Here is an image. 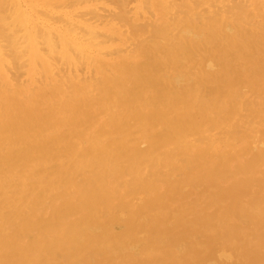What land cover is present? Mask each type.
Masks as SVG:
<instances>
[{
  "label": "rangeland",
  "instance_id": "obj_1",
  "mask_svg": "<svg viewBox=\"0 0 264 264\" xmlns=\"http://www.w3.org/2000/svg\"><path fill=\"white\" fill-rule=\"evenodd\" d=\"M5 1L10 4L9 0H5ZM30 1L32 4L29 3V0L28 1L11 0V4L13 3L14 7H11V4L9 5L6 2H5L6 5H9V6H6L7 8L2 7L5 9L9 8L7 10L9 11L8 12L9 15L8 13H7L8 16H6V14H2L4 18L7 17L8 19L6 18L5 20L6 23L4 22V25H2L3 24L2 23L1 26L3 27V29L5 28L4 31H8V32L11 31L13 34L17 32V29L19 27H16L13 25L14 29H12L11 27L12 25L10 26L9 22L12 24L14 21L12 20V18L10 19V17H12L10 16L11 15L10 9L14 8L12 11H14L15 9L16 11L19 9L22 10V11L19 10L20 12L15 11L14 14L12 12V14L14 15L13 19H16L19 24L21 23L19 21H23V23H25L26 25L23 24L25 26L22 27L20 25V27L23 28L24 31H26L27 33L22 32L23 34L22 33H20L21 35L18 34L19 35L18 37L14 35L16 36L14 37V42L15 41L16 42L15 43L13 42V43L18 44L17 42L21 39V36L24 37L19 41L21 44L25 42L24 39H28V40L30 39L31 42L29 41V43L28 42L23 43L21 46H19L20 45L19 43L18 46L15 45L17 47L16 49L13 47L15 50L18 49L17 51L19 54H21V52L23 55L25 52L27 53V54L25 53L26 54L25 57H22L23 55L20 56L21 58H25L24 60L21 59L22 61L19 60L21 61L19 62L17 61L18 59L14 58L13 60L8 61L11 58V57L9 58V56H13V54L16 52V51L10 52L11 50L10 48H12V46L14 45L13 43L10 44L11 40L9 38L12 37L11 39L13 41V36H9L6 33L4 37V34H3L4 31L2 32L3 29H1L2 27L0 26V30H1L0 34L2 32L3 34L2 37H4L3 38L4 41L5 39H7V36H8L7 40H9L10 43L9 41L7 40L6 41L9 43L11 47L7 44V46L10 47V48L9 47L7 48L8 50L10 49L9 50L10 53H13L11 55L9 52H7L8 50L6 47H5L6 50L5 48L1 47L2 45L6 46V44L2 42V37H1V41H0L1 42L0 43V50H1L0 51V103L1 102L2 103L0 104V111H1L0 115H4L5 117H8L9 115H11L12 123L9 126L15 127V126L21 125L23 122L27 123L26 118L28 115L27 114L24 115V113H28L29 112L28 110L34 109V110L43 111L44 113H53V114H56L60 120L63 121L68 116L75 115L76 112L78 111L81 112L83 109H85L83 110L85 113L91 110L90 112L92 115V121L89 123L86 122V124L84 125V128H86V130L82 133L84 135L81 134L79 136V139L77 137V139L71 140L76 145L75 149L72 150L73 153L72 151H65L64 153L47 152V154L40 155L39 152H37L36 155L39 154L40 160H36L34 164L28 169L25 175L21 173L16 163H14V165L11 166L10 163L12 162V160L7 159V155H9V152H10L8 150V147L7 149H5L6 151L4 150L0 152V154L3 155L2 156L3 163H4L3 165L6 164V165L11 166L7 171L8 173L5 172L4 174L3 172L0 171V177H1L0 181L2 183V187H0V199H1L0 200V214L1 213L3 214V217L0 216V236H2L0 237L1 238L0 239V260H2L3 262H0V263L1 264H32V263L34 264H111L110 262H112V264H119V263L120 264H149L151 262L152 264H157L156 262H159L158 264H182V263L184 264L189 260L190 262L188 261L186 264H256V263L264 264V162H263L264 161V139H263L264 138V134H263L264 133V34H263L264 33V30H263L264 29V0H249V2L248 0H242L244 3L241 0H237V1L235 0L236 3H232V4L237 5L239 3L237 6L240 9L244 10L246 8V7L242 8L241 2L244 5H247V8H246L247 13L244 14L242 12L243 14L241 16L239 15L242 10L240 11L239 8H236V5L235 6L231 5L230 3L231 0L229 1L228 0L227 1L225 0H218V1L217 0H212V1L198 0L197 3H196V0H181V1L177 0L178 2L175 0L174 5L177 4L176 8L175 6H173V3H174L173 0L156 1L157 6L154 5V7H152L151 0H132V1L129 0L130 6L128 5V7L126 8V11L128 12L131 11V12L130 14L127 12L128 14L126 16L129 15V17L128 18L126 17V18L127 19L132 18L131 19L133 21L132 23L135 24V26L142 28L141 26L145 27L147 23L148 28H149V25L152 26V28L159 27L163 29L165 27L163 30H165L166 33L168 31V36L172 37L171 38L168 36L167 37L163 36L164 38L157 39L152 36L154 40L151 39L150 34L145 35L143 33L141 35L140 33L138 34V36H140L138 37V39H136L137 37L134 38L135 37L134 35L136 34L133 33L134 31H132L133 29H131L130 25H126V24H124V26L118 25L119 22L117 23V21L115 22L112 21V23L110 22L113 26H111V24H107V23L105 24V22L104 24L100 25L101 22H99L98 24V22L94 23L96 22L95 19L94 21L92 20L91 17H90L91 19H89V15H90V14L88 15L89 11L92 12L95 10L99 11L100 9H103L104 10L103 13H105L106 10H108L109 12L110 11L115 12L118 8H115L116 6L112 4L111 5L107 4L108 6L105 9L106 5H103V4L101 5V3L91 0L93 1V3L91 1H88L87 3L84 2L83 3L84 6H83L81 2L82 5L79 3V5H81L79 7L78 3L76 4L77 6L73 5L74 3L72 4L71 1H74V0H68V2H71V4L67 3V1L62 0L63 2L61 1L62 2L60 3L61 5L56 4L57 8L58 6H61V7H59L58 9L57 8L55 9L54 5L56 1L55 2L53 1V3H49V4H48L49 0H40V2L39 0H34V2L33 0H30ZM145 1H148V3ZM235 1H232V2H235ZM64 2H66L65 4L67 5L69 4V6L71 5L72 8H70V10H69V6L68 8L67 7L64 8V6H66ZM179 2L182 5L181 7L179 6L180 5ZM63 4L64 6H62ZM198 4L200 6L199 8H198ZM254 4H255V7H252V5L254 6ZM144 5L145 6L148 5L149 6L148 9L149 8L150 9L149 10L146 9ZM192 5L195 8L197 6L198 11L195 8H192L193 7ZM202 5H203V8H202ZM230 6H232V9L234 8V10L237 9V11L238 10L240 11L239 13L236 12L238 14L236 16L240 17V18L239 17L237 18L239 22L235 21L236 13L232 14L233 16H231V13H234L235 11L234 10L231 11L232 9L230 8ZM49 7H51L52 10H50L51 8ZM144 8L149 12L148 13L145 12L146 10H144ZM178 8H179V11H178ZM227 8L231 10L229 11ZM5 9L3 10L5 11ZM64 9L68 13H66ZM222 9H225V10H222ZM226 9L228 11V14H227ZM176 10H177V13H176ZM251 10H253V12ZM204 11L205 12L207 11V12L205 13ZM221 11H222V14H221ZM40 12L42 13V15L44 13L49 18L48 17L45 18L46 17L45 15H43L44 18L43 17L41 18ZM99 12H101V10ZM192 12L194 13L191 14ZM183 13L184 15H182ZM188 13L190 15H187ZM216 13H218L217 14L218 16L216 17V19H214ZM225 13H226V17H228L229 20H225L226 18ZM83 14H87V16L82 17L83 18L82 20L80 15H83ZM18 15H21V17ZM150 15L153 19L150 17ZM220 16L221 17L224 16V18H221ZM18 17H20V19H17ZM233 17H235L234 18L235 20L233 19ZM52 18L53 19L57 18L60 21L62 20L63 23L64 21L67 23H64L62 25L61 24L62 22L59 24L57 23V21H54L55 19L52 20ZM76 18H79V19H76ZM182 18L184 19L187 18V20L189 21H185ZM9 19L10 21H8L7 23V20ZM49 19L52 21H50ZM209 19H211L213 22L211 23ZM220 19L222 20V22ZM44 20H46L47 22L46 21L44 22ZM233 20L235 21V25H233L234 23ZM83 21L85 22L83 23ZM225 21H227V23H225ZM215 22L216 23L218 22V23L216 24ZM205 23L207 24L205 25ZM224 23L227 25V27H225L226 25H224ZM6 24H8L10 26L9 28L11 29H7L8 25ZM91 24L93 27L91 26ZM243 24H246V25H243ZM37 25L39 27H37ZM70 25L73 26V29L76 27V28L81 29V31L77 29L76 32H73L71 34L68 33V32H72L70 31V29L69 30L67 29L69 28ZM187 25L191 26V32H189L190 36L185 35L184 33L183 34L180 33V28L182 32L185 29L184 27ZM15 27H16V30H15ZM89 27H90V30H89ZM21 28L20 30L18 29V32L22 30ZM43 28H46V29L44 30ZM204 28L207 30L209 29V30L206 31ZM257 28L259 30H255ZM39 29L41 30V32H37V30ZM47 29H50V30H47ZM129 29L131 30V32L129 31ZM223 29H225L224 30L225 32L223 31ZM82 30H84V32L86 31L85 32L86 35L84 34ZM216 30H220V31H216ZM178 31L180 34L179 33L177 34ZM258 31H262V33L260 34ZM88 32L90 33L87 34ZM230 32H232V34ZM38 33H40L41 35L40 38L39 37L37 38ZM44 33L47 38L44 36ZM59 33L60 34L62 33V34L60 35ZM91 33H94L92 34V36L97 35L98 33V36H97L98 39L96 38V36L91 37L90 36ZM225 33H227V35ZM116 34L118 36H116ZM131 34L134 40L133 38L130 37ZM175 34L179 35V37ZM10 35L12 34L10 33ZM84 35L87 36L88 38L87 37L85 38ZM174 35L177 36L178 38L176 37L175 39ZM233 35H234V38H233ZM99 37L103 39H99ZM149 37L150 39H148ZM184 37H186V39ZM15 38L16 39L18 38V39L16 40ZM59 38L62 40H60ZM78 38H80L81 40L79 39L80 40L79 41ZM91 38H93V40ZM104 38H107V39L105 40ZM109 38L110 40L112 39L111 42ZM225 38L226 40H224ZM36 39L37 41H35ZM44 39H46L47 43L46 42L45 43L47 45L48 44H51V45H48V47L47 45H44V49H42L43 47L38 44L42 43L41 45H43L44 42L42 41H45ZM51 39L53 40L51 41ZM54 40L57 41L59 45V50H58V47L55 50L54 45L56 46L58 45L56 44ZM187 40L189 42L188 45H187L188 43ZM104 41H106V43ZM112 41H114V43L116 41L118 42L114 44L112 43ZM137 41H138V44H137ZM102 42L103 44H106L107 46L101 45ZM142 42L144 43V48L148 47L146 51L143 50V48L141 49L140 47L142 45V44L140 45V43ZM191 42L195 44L194 46L196 48V51L193 49L194 46L193 44H191ZM196 42L198 43V45H196ZM237 42L238 43L240 42V44H238ZM99 43L101 44L99 45ZM202 44L204 45L203 47H201ZM220 44H223V45H220ZM235 44H238V45H235ZM234 45L236 47H238L239 45H242V46H239L238 48H236L234 47ZM132 46L137 47V48H134ZM228 46L230 48H228ZM164 47L167 49H164ZM254 47H257L258 50L257 48H254ZM153 48L159 49V51L157 52L158 56L155 55L153 52H151ZM171 48H175V49H172L173 53L170 54L172 57L173 55H175V57H173L172 62H170V60H168L166 56L168 51ZM233 48H236V49H233ZM70 49L76 50L75 54H73L74 51L72 53V50ZM223 49H225L227 52L224 51ZM41 50H44V51L46 50V52L48 53V57L50 56L52 57V58L50 57V61L46 57L47 54L45 55V52L43 53ZM52 50L54 51L58 50V52H60V53L57 52L58 53V55H56L57 57L54 56V51ZM237 50H238V53H237ZM2 51L4 53V56H3ZM23 51L25 52L23 53ZM117 51L118 52L120 51L122 53L119 52L120 55L118 56L119 53ZM123 51H125V54L123 53ZM142 51L144 52V54L143 53L139 54V52H142ZM208 51L210 52V54L208 53ZM129 52L133 53V55L129 54ZM18 53H15V56L13 57L18 58L19 56ZM107 53H109L110 57L112 56V54L113 56L109 58L107 57ZM114 53H115V57H114ZM16 54H18V56H16ZM43 54L45 58L43 57ZM259 54L260 56L258 57ZM73 55L74 56L79 55V57L76 56L74 58ZM5 56L8 57L9 59L6 58ZM216 56L217 58H213ZM53 57L60 59L62 66L64 64V67L61 66L60 62H59L60 64L57 63L58 59H56L55 61L53 60V62L57 63L62 68L58 67L57 64L52 63L51 59H53ZM70 57H73V58H70ZM37 58L39 59L40 63L38 62ZM75 59L77 60L80 59V63H79L80 65H78V61ZM83 59H84V62H82ZM154 59L160 60V61L158 60V64L154 65L153 63ZM257 59L258 60L260 59L259 63ZM12 61H14V63ZM15 62L16 63L18 62V64H16ZM23 62H26V64ZM36 62H38L37 65H40L39 69H38V66L36 65ZM65 62L67 64L68 63L70 64V65L68 64L69 66L66 65L67 69L65 67ZM101 62L104 65L101 64ZM166 62H167L168 67L165 65ZM204 62L207 63L206 64L207 67ZM119 63H121V66ZM12 64H16L20 66L24 64L23 66H21V70L19 69L21 73L18 72L19 71L18 69H17L18 71L14 69L17 66L15 65L13 68ZM130 64L138 65V67L140 68L139 69L140 73H138L137 78L141 76L143 79L142 82H145V83H143V85H140V86H135V85L131 86V82L129 84L124 85L123 90L121 91L123 92V94L121 93L119 95V98H120V100L118 99L119 101L117 102L115 101L112 105L110 104L108 107L102 106V105L94 106V103L92 104V101H91L92 105L91 104L89 105L87 103L88 101H84V100L78 101L77 98H74L73 101L71 102V96L73 94L72 88L74 87L73 85L81 86L82 84L80 83V81H82L84 85L96 84V83H99L100 80H102L105 77H109L111 79L124 78V75L117 74V73L121 71L122 72L125 71L126 68L130 66ZM82 65L83 67H81ZM95 65L98 66V68H99V65H101L102 68L100 67L101 69L100 68L98 69ZM212 65L214 66V68ZM33 67H35V69ZM205 67L207 69H211V71L207 70ZM18 68L20 67L18 66ZM166 68L168 71H166ZM201 68H203V71L205 72H202ZM7 69L11 70L12 72L9 71L7 73ZM62 69L64 71L62 73L63 75L65 74L64 75L65 77H63V75L60 72L62 71ZM81 69H83V71H81ZM187 69H190V71ZM33 70L35 72H33ZM143 70H146V71L142 73ZM15 71L20 73L19 77L17 76L18 74ZM14 72L16 73V75ZM10 73H13L14 75ZM41 74L43 76H41ZM58 74H60V76ZM72 74L74 76H72ZM132 74H135V73H132ZM54 75H56V79H57V76L59 78L61 77L60 78L61 80H59V78L56 80ZM207 76H209L210 79L209 77L207 78ZM16 78L17 80H20L19 81L20 84L18 82V85L16 84L17 83V80H15ZM92 79L94 80L92 81ZM164 80L167 83L164 82ZM223 80H225V82ZM60 81L61 83L59 84L58 82ZM66 82H69V84H67ZM171 82L174 83V85ZM16 85L17 87H14ZM19 85H22V86L20 87ZM166 86L168 89H166ZM2 87H4L3 89H5L4 92L2 91L3 90ZM58 87L60 89L62 87L63 90H65V94L63 95V97L60 96L58 99L52 100L51 102H48L46 105H42V107H39L38 104L33 100L36 96H38L42 92H53ZM70 87H71V90H67V89H70ZM128 87L129 89H127ZM173 87L176 89H174ZM18 89L20 91H18ZM7 90L12 91V93L8 92ZM21 90H24V91H21ZM30 91H32L33 93ZM154 92H156L155 93L156 95L154 94ZM2 93L6 95L8 98H6V96L4 97ZM195 96L199 97L200 99L202 96L201 102L202 101L203 102L202 103L196 102L195 104L193 100L188 99L187 101H183L184 100L183 97L194 98ZM93 97H96V95L94 94ZM167 97H168V100H167ZM134 99L136 102H133ZM5 100L12 101L13 108H10L9 106L4 105ZM147 100H150L151 104L148 105L144 103V101H147ZM156 101L158 102V104L152 105V103H155ZM166 101H169V102H167V105L165 106ZM131 102H133V104ZM137 102H140V103H137ZM182 102H184L183 105H181ZM193 103L195 104V106ZM92 106H94V108ZM23 108H26V109L24 110ZM43 108H45V110ZM11 109L13 110L11 111ZM159 109L161 110V112H159L160 111ZM125 111L126 113H124ZM15 113L17 115H20V113L24 115L23 117L24 121L14 120L15 117L13 116H15ZM97 113H99V115ZM154 113L159 115V117L161 118V119L160 118L157 119L158 123L149 122V121L142 122V120H140L142 115L146 116V115H150ZM167 113L169 117L167 116ZM94 114H95V117H94ZM241 116H244V117H241ZM162 119L163 121H161ZM98 120H100V123L98 122ZM95 121L97 122L95 123ZM133 121L135 122V124ZM245 121L247 125L244 124ZM156 123L158 126L156 125ZM195 123H197V126L195 127V130H194L193 127L196 125ZM154 124L156 125V127L154 126ZM132 125L134 127H132ZM223 125H226V126L223 127ZM238 125H239V129L241 128L240 126L243 125V127L241 128L242 130L240 131L238 130V127H237ZM125 126L128 128H126ZM159 126H160V129H159ZM248 126H250V129ZM233 127H235L236 129L234 130L235 132H232L231 130V129H234ZM115 128L117 129L115 130ZM118 128L125 129V131L127 132L119 133ZM89 129L91 130L89 131ZM190 129H193V130L191 131ZM151 130L155 132H152ZM182 130L183 132H181ZM223 131H224V136H223ZM58 132L60 135H63L65 131L62 129H59V131H55L53 134L57 135L56 133ZM95 132L98 134L97 136ZM239 132L241 133L239 134ZM220 133L222 134V136ZM232 133L233 135H230ZM235 133H238L239 136ZM46 134L48 137L53 136L52 133H46ZM190 134H191V137L189 136ZM219 134H220V137H218ZM226 134H228L230 136L229 138H231L232 140L231 139L229 140L228 137H226L227 136ZM234 134L236 135L235 137H234ZM104 136L106 138H104ZM166 136L168 138L170 137L173 139L172 140L173 145L176 143L177 145H174V146L170 145L169 143L171 140H168ZM197 140L199 141L198 144L196 143L198 142ZM202 140H208V141L202 142ZM227 140H229L230 142ZM41 141L43 142V140ZM93 142H95V144H93ZM44 144L51 145V143L48 141H46ZM104 145L105 146L107 145L106 148L104 147ZM114 145H116L117 147H115ZM98 146L99 148H97ZM208 146H212V147L210 148ZM102 147H104V149ZM206 147L208 149H206ZM158 148L161 150H159ZM145 149L147 152L145 151ZM176 149L178 150V152L176 151ZM103 150L104 151L110 150V151L104 152ZM202 150L203 152H201ZM168 151H169V154H168ZM63 154L66 156H63ZM116 154H118V156ZM128 154L131 156H129ZM119 155L122 158H120ZM206 156L208 157V159ZM44 157H48L49 160H55L56 162L53 161L54 163L50 165L49 164L46 165L43 161ZM96 157L98 158L96 159ZM110 158L112 160H110ZM113 158H115V161ZM100 160H103L105 163L106 162L107 163L105 164L103 162V164H100L99 163ZM183 160H186V163L183 162ZM155 161L157 162V165ZM198 161L199 163L197 164L196 162ZM262 163L263 165H261ZM153 165H155L154 168H153ZM94 167L96 168L94 169ZM150 167H152L153 170H151ZM109 168H111L110 172L108 171ZM131 168H133V170ZM173 169H176V173L170 172ZM114 171L115 172L118 171V172L115 173ZM149 171L151 172L150 176L148 175ZM104 173L105 175L106 173L108 175L105 176ZM129 174L131 176H129ZM166 174L168 175L166 176ZM151 175H155L156 178L154 177L151 178ZM163 176H166V177H163ZM104 177H105V180H104ZM160 177L161 178L163 177V179H161ZM143 179L144 180L146 179L147 181L144 182ZM130 181H133V184H131ZM249 181H250V184L245 185V183ZM128 182L130 183V185H128ZM127 186L128 188H130L131 191L127 189ZM182 186L183 187L185 186V188L182 189L181 188ZM45 187H46V190L44 189ZM134 188L135 190H133ZM175 188H176V194H175ZM3 189L8 190V194L10 195L11 198L13 199L16 198L19 200V202H21V204L23 202L25 205L24 204H22V206L20 205L21 209L19 211L18 210L13 211L11 209H8L7 199L4 197L3 192H2ZM139 189L142 191V193L141 191L137 192V190ZM179 189L182 191L178 192ZM171 192L173 194H171ZM87 193L88 195H86ZM129 193L131 194L129 195ZM140 195L142 197L141 200H140ZM78 196H80L81 198ZM124 196H126L125 199H124ZM70 198L72 200H70ZM161 199L163 200L160 201ZM68 200L70 201L67 202ZM117 200L119 201V203ZM257 200H259L257 203H261V204H257L254 208H252ZM63 201L66 202L67 204L64 203ZM121 203L125 206H123ZM161 204H164V205L161 206ZM119 206H122V207H119ZM156 206L159 207V208L158 207L156 208L157 211L154 208ZM237 207L239 208L238 210H237ZM40 209L42 210L40 211ZM151 209H153L152 212L155 211L153 213L151 212L152 215H154V216L151 215L152 218L148 216L149 212L146 213L147 211H150ZM228 213L229 214L231 213L230 216ZM84 217H87V218L85 219ZM214 217L217 220H215ZM80 218L81 219L83 218V219L81 220ZM136 218L137 219L139 218V219L136 220ZM212 220H215V221L212 222ZM70 222H73V223H70ZM131 223L134 224L133 227L131 226ZM8 225L10 227H8ZM65 225H67V227ZM70 228L71 230H69ZM141 228H144V233ZM5 229L6 231H4ZM131 230L133 231L131 232ZM140 230L142 233L140 232ZM233 231H235L236 233L234 232L235 233L234 234ZM68 232L70 233V237H68L69 239L68 242H70L69 244L67 245L55 244V242L60 243V240L63 239L64 235L66 236ZM79 232H81L82 235H80ZM124 232L126 234V237L125 238L123 237L124 238L123 239L121 236L125 235ZM133 232H135L134 235L136 236L135 237L132 236L133 240H130L128 236H130ZM22 235H24L25 237H23ZM119 236L122 238L121 244L119 241L120 240ZM115 238H117V240ZM126 238L130 241L128 242ZM135 239H136V244H134ZM72 240L73 242H75L74 244L71 243ZM122 240L123 241L126 240L125 243ZM94 242H97V244L95 245ZM122 243H124V245L126 244L128 247L126 245H125L126 247H124ZM104 244L106 246H104ZM54 245L56 246L54 247ZM88 245H91L92 247L90 246L91 248L88 249L89 247ZM62 246L65 248H63ZM214 248L218 250L214 251L215 250ZM85 249H87L88 252H86ZM29 251H32L33 254L37 253L36 254L37 258L35 259L34 262L29 261V256H28ZM40 252L42 253L40 254ZM175 252L177 254H175ZM215 256L217 257L216 258L217 260L214 259ZM22 257H23V260H22ZM159 257L160 258L162 257V259H160ZM76 259H77V262L75 261Z\"/></svg>",
  "mask_w": 264,
  "mask_h": 264
},
{
  "label": "bare ground",
  "instance_id": "obj_2",
  "mask_svg": "<svg viewBox=\"0 0 264 264\" xmlns=\"http://www.w3.org/2000/svg\"><path fill=\"white\" fill-rule=\"evenodd\" d=\"M5 1V0H4ZM3 0H0V26H1V24L2 25H4V22H5V20H6V18H4L3 17V15L2 14H6V16H8L9 15V11H7L8 9H5V8H2V7H6V6H9L10 4H11V0H9L10 1V4L9 3H7L6 1V3L7 4H9V5H6V3L4 2ZM8 1V2H9ZM14 1V0H13ZM26 1H28V0H26ZM53 1L55 2L56 1V3H55V5L56 4H59V5H61L60 3H62L63 1H67V3H69V4H71V2H72V4L73 5H76L77 3H78V5H79V3L81 4V2H82V4L84 3V2H88V1H91V0H74V1H71V2H68V0H49V2H48V4L49 3H53ZM62 1V2H61ZM75 1H76V3H75ZM78 1H80V2H78ZM95 2H99V3H101V5L103 4V5H106V7H105V9L107 8V4H109V5H115L116 7L115 8H118L117 10H118V12H117V10L115 11V12H109L108 10H106L105 11V13H103V9H100L101 10V12H99V11H97V10H95V11H92V12H90L89 11V13H88V15H89V19H91L92 18V20L94 21V19H95V21L96 22H94V23H97L98 22V24H99V22H101L100 23V25H102V24H104V22H105V24L107 23V24H111L112 23V21L113 22H115V21H117V23H118V25H122V26H124V24H126V25H130V27H131V29H133L132 31H134L133 33L134 34H136V35H134L135 37L134 38H136V39H138V37H140V36H138V34L140 33V35L143 33V34H150L151 35V39H153L154 40V38L153 37H155V38H164L163 36H168V31H167V33H166V31L165 30H163L162 28H152V26H150L149 25V28H148V25H147V23H146V25H145V27L144 26H141V25H139V26H141L142 28H139L138 26H135V24H133L132 22V18L130 19H127L128 17H129V15L128 16H126L128 13L130 14V12H128V11H126V8L128 7V5H129V0H94ZM132 1V0H131ZM156 1H159V0H151V3H152V7H154V5H156L157 6V3H156ZM161 1V0H160ZM168 1V0H167ZM174 1V3H173V6H175V8L177 7V4L176 5H174L175 4V0H173ZM177 1V0H176ZM181 1V0H180ZM197 1L198 0H196V3H197ZM203 1V0H202ZM201 1V2H202ZM209 1V0H208ZM210 1H212V0H210ZM218 1V0H217ZM225 1H227V0H225ZM225 1H224V3H225ZM229 1V0H228ZM232 1H235V0H231V5H233V6H235L236 4H232V3H236V1L235 2H232ZM242 1V0H241ZM33 2H34V0H33ZM39 2H40V0H39ZM39 2H37V3H39ZM47 2V1H46ZM92 3H93V1H91ZM145 2H147L148 3V1H145ZM178 2V1H177ZM191 2V1H190ZM243 2V1H242ZM241 2V4H242V8L243 7H246L247 8V5H244L243 3ZM248 2H249V0H248ZM29 3H31V1L29 0ZM66 2H64V4H65ZM131 3V2H130ZM150 3V4H151ZM156 3V4H155ZM164 3V2H163ZM195 3V4H196ZM227 3V2H226ZM229 3V2H228ZM246 3H247V1H246ZM3 6H2V5ZM18 4V3H17ZM32 4V3H31ZM30 4V5H31ZM44 4V3H43ZM42 4V5H43ZM64 4L62 5V6H64ZM69 4L67 5V4H65L66 6H64V8H68V6H69ZM81 4V5H82ZM90 4V3H89ZM144 4H146V3H144ZM179 6L181 7L182 5H181V3L179 2ZM195 4H194V6H195ZM201 4V3H200ZM239 4V3H238ZM237 4V5H238ZM241 4H240V6H241ZM253 4V3H252ZM260 4V3H259ZM259 4H258V6H259ZM262 4V3H261ZM13 5V3L11 4V7H14V5ZM15 5H16V3H15ZM54 5V8L56 9L57 8V5L55 6ZM81 5H79V7L81 6ZM86 5V4H85ZM100 5V4H99ZM149 5V4H148ZM148 5H144L145 6V8L146 9H148V7L150 6H148ZM168 5V4H167ZM171 5H172V3H171ZM170 5V6H171ZM205 5V4H204ZM228 5V4H227ZM236 5V8H239L238 6ZM244 5V6H243ZM20 6V5H19ZM18 6V7H19ZM44 6V5H43ZM52 6V5H51ZM71 6V5H70ZM69 6V10H70V8H72V6L70 7ZM77 6V5H76ZM75 6V7H76ZM83 6H84V4H83ZM87 6V5H86ZM130 6V5H129ZM169 6V7H170ZM193 6V5H192ZM192 7V8H195V7ZM21 7V6H20ZM59 7H61V6H58V8ZM74 7V6H73ZM96 7H98V6H96ZM100 7V6H99ZM168 7V8H169ZM188 7V6H187ZM200 6H199V4H198V8H199ZM205 7H207V6H205ZM228 7V6H227ZM252 7H255V4H254V6L252 5ZM263 7V6H262ZM7 8V7H6ZM16 8H17V6H16ZM49 8H51V7H49ZM57 8V9H58ZM130 8V7H129ZM144 8V10H146ZM173 8V7H172ZM184 8V7H183ZM191 8V9H192ZM202 8H203V5H202ZM230 8L232 9V6H230ZM235 8V9H236ZM246 8L244 9L245 10V12H244V10L243 9H240V11L238 10L237 11V9L236 10H234V8L231 10V11H235L234 13H231V12H229V13H231V16H233L232 14H235L236 12H240V15L239 16H241L243 13L245 14V13H247L246 12ZM249 8H251V7H249ZM248 8V9H249ZM3 9H5V11L3 10ZM14 8H11L10 10V16H12V17H10V19L12 18V20H14V21H16L17 22V20L16 19H13L14 18V12L16 11V9L14 10V11H12ZM47 9V8H46ZM62 9V8H61ZM75 9V8H74ZM83 9V8H82ZM98 9V8H97ZM120 9V10H119ZM137 9V8H136ZM150 9V8H149ZM148 9V10H149ZM170 9V8H169ZM174 9V8H173ZM187 9V8H186ZM196 10H197V6H196V8H195ZM228 10H229V8H227ZM227 9H226V11H227ZM247 9V10H248ZM254 9V8H253ZM19 10H21V9H19ZM19 10H17V11H19ZM50 10H52V8L50 9ZM76 10V9H75ZM126 12H125V11ZM166 10H168V9H166ZM222 10H225V9H222ZM229 10V11H230ZM7 11V12H6ZM16 11V12H17ZM22 11V10H21ZM36 11V10H35ZM64 11H65V9H64ZM64 11H62V12H64ZM74 11V10H73ZM178 11H179V8H178ZM181 11V10H180ZM182 11H183V9H182ZM181 11V12H182ZM198 11V10H197ZM225 11V12H226ZM252 12H253V10H251ZM3 12V13H2ZM4 12H6V13H4ZM12 12H13V14H12ZM20 12V11H19ZM33 12H34V10H33ZM57 12V11H56ZM60 12V11H59ZM66 12V11H65ZM128 12V13H127ZM138 12V11H137ZM145 12H149V11H145ZM169 12V11H168ZM195 12V11H194ZM194 12H192L191 14H193ZM205 12V11H204ZM203 12V13H204ZM207 12V11H206ZM205 12V13H206ZM243 12V13H242ZM7 13H8V15H7ZM22 13V12H21ZM39 13V12H38ZM37 13V14H38ZM53 13V12H52ZM52 13H51V15H52ZM66 13H68V12H66ZM71 13V12H70ZM76 13V12H75ZM133 13V12H132ZM176 13H177V10H176ZM176 13H175V15H176ZM185 13H187V12H185ZM16 14V13H15ZM27 14V13H26ZM34 14V13H33ZM180 14V13H179ZM179 14H177V15H179ZM214 14V13H213ZM218 13H216V15H215V18L214 19H216V17L218 16L217 15ZM221 14H222V11H221ZM227 14H228V11H227ZM17 15V14H16ZM22 15V14H21ZM21 15H18V16H20L21 17ZM24 15V14H23ZM43 15H45L44 13H43ZM42 15V13L40 12V16H41V18L43 17L44 18V16ZM49 15V14H48ZM137 15V14H136ZM182 15H184V13L182 14ZM187 15H190L189 13L187 14ZM230 15V14H229ZM228 15V16H229ZM236 15H238L237 13L235 14V16ZM46 16V15H45ZM72 16V15H71ZM81 16V18L82 17H85V16H87V14H83V15H80ZM138 16V15H137ZM136 16V17H137ZM181 16V15H180ZM238 16V17H239ZM253 16V15H252ZM20 17H18L17 19H20ZM37 17H38V15H37ZM48 16H46L45 18H47ZM91 17V18H90ZM127 17V18H126ZM139 17V16H138ZM143 17V16H142ZM142 17H141V19H142ZM150 17H151V15H150ZM154 17V16H153ZM161 17V16H160ZM163 17V16H162ZM173 17H175V16H173ZM185 17H187V16H185ZM192 17V16H191ZM191 17H190V19H191ZM221 17V16H220ZM225 17H226V13H225ZM230 17V16H229ZM237 16H236V18L235 17H233V19L235 20V21H238V18ZM262 17V16H261ZM4 18V19H3ZM49 18V17H48ZM80 18V17H79ZM79 18H76V19H79ZM80 18V19H81ZM88 18V17H87ZM152 18V17H151ZM189 18V17H188ZM221 18H224V16L223 17H221ZM240 18V17H239ZM8 19V18H7ZM10 19L9 20H7V23H8V21H10ZM22 19V18H21ZM51 19V18H50ZM49 19V20H50ZM55 19V18H54ZM53 18H52V20H54ZM57 19V18H56ZM54 20V21H57V23H61L62 25L64 24V23H67V22H65L64 21V23H63V21L61 20ZM74 19V18H73ZM86 19V18H85ZM153 19V18H152ZM172 19H174V18H172ZM176 19V18H175ZM178 19H180V18H178ZM182 19H184V18H182ZM29 20V19H28ZM52 20H50V21H52ZM82 20H83V18H82ZM91 20V21H92ZM138 20H139V18H138ZM171 20V19H170ZM185 21H189V20H187V18H185L184 19ZM197 20V19H196ZM210 21H211V23L213 22L211 19H209ZM221 20V19H220ZM225 20H229L228 19V17H226L225 18ZM233 20V21H234ZM13 21V23H15V24H11L10 22H9V24H10V26L12 27V29H14V27H13V25L14 26H16V27H19L18 29L20 30V25L22 26V27H24L26 24L25 23H23V21H19V22H21L20 24L18 23H16V22H14ZM46 20H44V22H45ZM68 21V20H67ZM77 21V20H76ZM89 21V20H88ZM88 21H86V22H88ZM90 21V22H91ZM136 21V20H135ZM143 21V20H142ZM149 21V20H148ZM158 21V20H157ZM164 21V20H163ZM191 21V20H190ZM235 21H234V23H233V25H235ZM249 21V20H248ZM251 21V20H250ZM25 22V21H24ZM29 22H31V21H29ZM47 22V21H46ZM78 22H79V20H78ZM81 22V21H80ZM85 21H83V23H84ZM111 22V23H110ZM166 22H168V21H166ZM209 22V21H208ZM221 22H222V20H221ZM239 22V21H238ZM6 23V22H5ZM39 23V22H38ZM52 23V22H51ZM55 23V22H54ZM53 23V24H54ZM93 23V24H94ZM121 23V24H120ZM123 23V24H122ZM143 23V22H142ZM164 23V22H163ZM193 23V22H192ZM216 23V22H215ZM218 23V22H217ZM216 23V24H217ZM220 23V22H219ZM225 23H227V21H225ZM224 23V25H226ZM23 24H25V25H23ZM81 24V23H80ZM90 24V23H89ZM151 24H152V22H151ZM174 24V23H173ZM201 24V23H200ZM200 24H199V26H200ZM207 23H205V25H206ZM6 25H8V24H6ZM6 25H5V27H6ZM19 25V26H18ZM50 25V24H49ZM114 25H116V24H114ZM168 25V24H167ZM177 25V24H176ZM209 25V24H208ZM243 25H246V24H243ZM9 25L7 26L8 28L7 29H11V28H9L10 27ZM45 26V25H44ZM90 26V25H89ZM91 26H92V24H91ZM99 26V25H98ZM106 26V25H105ZM111 26H113L112 24H111ZM172 26V25H171ZM174 26V25H173ZM178 26V25H177ZM198 26V27H199ZM203 26V25H202ZM2 27V26H1ZM16 27H15V30H16ZM35 27V26H34ZM37 27H39L38 25H37ZM93 27V26H92ZM121 27V26H120ZM119 27V28H120ZM151 27V28H150ZM180 27V26H179ZM182 27V26H181ZM184 27V26H183ZM209 27V26H208ZM216 27V26H215ZM214 27V28H215ZM225 27H227V25L225 26ZM229 27V26H228ZM245 27V26H244ZM26 28H27V26H26ZM26 28H25V30H26ZM95 28V27H94ZM101 28V27H100ZM123 28V27H122ZM127 28H129V27H127ZM126 28V29H127ZM185 29L183 30V28H182V32H181V28H180V33H184L185 35H188V36H190V33L189 32H191V26L189 25H187V26H185L184 27ZM200 28V27H199ZM198 28V29H199ZM210 28H211V26H210ZM239 28V27H238ZM237 28V29H238ZM259 28V27H258ZM255 29V30H259V29ZM1 29H3V27L1 28ZM5 29V28H4ZM4 29L2 30V32L4 31ZM6 29V30H7ZM18 29H17V32H18ZM22 30L21 31H19L18 33L16 32V33H12L11 31H4V37H5V34L7 33V35H9V36H13V41H12V37L11 38H9L10 40H11V43H10V41L9 40H7L8 39V36H7V39H5V41H4V37H2L3 36V34H2V32H1V34H0V41H1V37H2V42H4V44H6V46H4V45H2L1 47L2 48H7V47H9L10 45H9V43L10 44H12L13 42H14V37H18L19 35L18 34H20V33H24V32H26V31H24V29L23 28H21ZM44 30L46 29V28H43ZM68 30L70 29V31H72V32H68V33H73V32H76V30L78 29L79 31H81V29H79V28H74L73 29V26L72 25H70L69 26V28H67ZM84 29H85V27H84ZM104 29V28H103ZM106 29V28H105ZM108 29H109V27H108ZM107 29V30H108ZM169 29V28H168ZM205 29V28H204ZM227 29H229V28H227ZM246 29V28H245ZM47 30H50V29H47ZM89 30H90V27H89ZM117 30V29H116ZM170 30V29H169ZM178 30V29H177ZM206 31H208L207 29H205ZM225 29H223V31H224ZM254 30V31H255ZM264 30V29H263ZM1 31V30H0ZM35 31V30H34ZM65 31H67V30H65ZM83 32H84V30H82ZM115 31V30H114ZM129 31L131 32V30L129 29ZM198 31V30H197ZM216 31H220V30H216ZM230 31V30H229ZM232 31V30H231ZM14 32V31H13ZM37 32H41V30L39 29V30H37ZM46 32V31H45ZM48 32V31H47ZM86 32V31H85ZM85 32H84V34H85ZM210 32V31H209ZM213 32V31H212ZM225 32V31H224ZM241 32V31H240ZM257 32V31H256ZM260 34L262 33V31H258ZM9 33V34H8ZM10 33L12 34V35H10ZM22 33V34H23ZM27 33V32H26ZM32 33V32H31ZM90 32H88L87 34H89ZM117 33V32H116ZM179 33V31L177 32V34ZM179 33V34H180ZM193 33H195V32H193ZM214 33V32H213ZM231 34H232V32H230ZM34 34V33H33ZM42 34V33H41ZM60 34V33H59ZM62 34V33H61ZM60 34V35H61ZM76 34V33H75ZM83 34V33H82ZM92 34H94V33H91V37H95L96 36V38H97V36H98V33H97V35H94V36H92ZM172 34H174V33H172ZM177 34H175V35H177ZM181 34V35H182ZM204 34V33H203ZM215 34V33H214ZM226 35H227V33H225ZM241 34V33H240ZM258 34V33H257ZM264 34V33H263ZM14 35H16V36H14ZM21 35V34H20ZM39 35V36H38ZM38 35H37V38L39 37L40 38V33H38ZM80 35V34H79ZM86 35V34H85ZM84 35V36H85ZM174 35V36H175ZM229 35V34H228ZM235 35V34H234ZM234 35H233V38H234ZM259 35V34H258ZM25 36V35H24ZM30 36H32V35H30ZM36 36V35H35ZM34 36V37H35ZM44 36H45V33H44ZM72 36V35H71ZM116 36H118L117 34H116ZM115 36V37H116ZM153 36V37H152ZM178 37H179V35H177ZM177 36H175V39H176V37ZM230 36V35H229ZM263 36V35H262ZM43 37V36H42ZM42 37H41V39H42ZM46 37V36H45ZM76 37V36H75ZM82 37H83V35H82ZM87 36H85V38H86ZM101 37H103V36H101ZM130 37L131 38H133L132 37V34L130 35ZM147 37V36H146ZM168 37H171V36H168ZM177 37V38H178ZM191 37H192V35H191ZM237 37V36H236ZM22 38H24L23 36H21V39ZM47 38V37H46ZM71 38V37H70ZM84 38V39H85ZM88 38V37H87ZM134 38H133V40H134ZM172 38V37H171ZM185 39H186V37H184ZM240 38H242V37H240ZM16 39V38H15ZM18 39V38H17ZM16 39V40H17ZM19 39H20V37H19ZM20 39V40H21ZM53 39H55V38H53ZM53 39H51V41L53 40ZM60 39V38H59ZM80 38H78V40H79ZM92 40H93V38H91ZM98 39V38H97ZM99 39H103V38H100L99 37ZM105 40L107 39V38H104ZM147 39V38H146ZM145 39V40H146ZM148 39H150V37L148 38ZM189 39V38H188ZM261 39H263V38H261ZM9 41V43L7 42V41ZM19 40V41H20ZM28 39H24V41L25 42H23V43H26V42H28L29 43V41H30V39L27 41ZM39 40V39H38ZM45 41H42V42H44L43 43V45H41V44H38V45H40V46H42L43 48L42 49H44V45H47L46 43V39H44ZM58 40V39H57ZM60 40H62V39H60ZM66 40V39H65ZM81 40V39H80ZM79 40V41H80ZM109 40H110V38H109ZM112 40V39H111ZM111 40H110V42H111ZM116 40V39H115ZM131 40V39H130ZM192 40V39H191ZM201 40V39H200ZM221 40H222V38H221ZM224 40H226V38L224 39ZM236 40V39H235ZM17 42L18 44H14L13 43V45L14 46H12V48H10L9 50H10V52L11 51H16L15 53H18V49L17 50H15L17 47L16 46H18L19 45V43L20 42ZM34 41V40H33ZM35 41H37V39L35 40ZM50 41V40H49ZM55 41V40H54ZM74 41H76V40H74ZM91 41V40H90ZM103 41V40H102ZM108 41V40H107ZM132 41V40H131ZM162 41V40H161ZM177 41V40H176ZM183 41V40H182ZM193 41V40H192ZM209 41V40H208ZM261 41V40H260ZM5 42H7V43H5ZM31 42V41H30ZM46 42V43H45ZM56 42V44L58 45V43H57V41H55ZM65 42V41H64ZM105 43H106V41H104ZM116 42H118V41H116ZM115 42V43H116ZM187 42H188V40H187ZM186 42V43H187ZM1 43V42H0ZM22 43V44H23ZM52 43V42H51ZM60 43H61V41H60ZM94 43H95V41H94ZM107 43H109V42H107ZM112 43H114V41H112ZM111 43V44H112ZM114 43V44H115ZM128 43V42H127ZM134 43V42H133ZM132 43V44H133ZM182 43H184V42H182ZM181 43V44H182ZM238 43V42H237ZM7 44L9 45V46H7ZM21 43H20V45L19 46H21L22 45ZM55 44V43H54ZM65 44V43H64ZM76 44V43H75ZM101 43H99V45H100ZM137 44H138V41H137ZM143 46H142V45ZM189 44V42L187 43V45ZM191 44H193L192 42H191ZM238 44H240V42L238 43ZM238 44H235V45H238ZM242 44V43H241ZM250 44V43H249ZM16 45V46H15ZM30 45V44H29ZM48 45H51V44H48ZM48 45H47V47H48ZM67 45V44H66ZM101 45H106V44H103V42H102V44ZM140 47H141V49L143 48V50H147V48H144V43L142 42V43H140ZM195 44H193V46H194ZM196 45H198V43L196 42ZM218 45V44H217ZM220 45H223V44H220ZM226 45V44H225ZM234 45V47H236ZM253 45H255V44H253ZM4 46V47H3ZM27 46V45H26ZM55 46V50L57 49V47H58V50H59V45L58 46H56V45H54ZM61 46V45H60ZM107 46V45H106ZM184 46V45H183ZM190 46V45H189ZM204 45L202 44V46L201 47H203ZM239 46H242V45H239ZM238 46V47H239ZM15 49H14V48ZM24 47V46H23ZM50 47V46H49ZM65 47V46H64ZM109 47V46H108ZM132 47H134V46H132ZM140 47H139V49H140ZM171 47V46H170ZM209 47V46H208ZM224 47V46H223ZM238 47H236V48H238ZM248 47V46H247ZM6 48H5V50H6ZM66 48H67V46H66ZM68 48H70V47H68ZM97 48V47H96ZM134 48H137V47H134ZM228 48H230L229 46H228ZM236 48H233V49H236ZM249 48V47H248ZM251 48V47H250ZM254 48H257V47H254ZM12 49H14V50H12ZM20 49V48H19ZM27 49V48H26ZM34 49V48H33ZM37 49V48H36ZM41 49V48H40ZM50 49V48H49ZM54 49V48H53ZM138 49V50H139ZM152 49V48H151ZM150 49V50H151ZM164 49H167V48H165L164 47ZM172 49H175V48H171L169 51H168V53H167V59L168 60H170V62H172L173 61V57H175V55H173V57L170 55L171 53H173L172 52ZM193 49L196 51V48H195V46L193 47ZM206 49V48H205ZM226 49V48H225ZM225 49H223L224 51H226ZM2 50H4V49H2ZM7 50H8V48H7ZM9 50L7 51V52H9ZM22 50V49H21ZM58 50L57 51H54V50H52V51H54V56H56V55H58V53H60V52H58ZM70 50H72V49H70ZM105 50V49H104ZM107 50V49H106ZM128 50V49H127ZM127 50H125V51H127ZM135 50V49H134ZM178 50V49H177ZM203 50H204V48H203ZM230 50V49H229ZM232 50V49H231ZM257 50H258V48H257ZM1 51V50H0ZM20 51V50H19ZM31 51V50H30ZM35 51V50H34ZM43 53L45 52V55L47 54V58L49 59V61H50V57H48V53L46 52V50L44 51V50H41ZM48 51V50H47ZM73 51H74V53H73ZM86 51V50H85ZM89 51V50H88ZM122 51V50H121ZM125 51H123V53L125 54ZM132 51V50H131ZM159 51V49L158 48H153V50L151 51V52H153L155 55H157V52ZM179 51V50H178ZM218 51H219V49H218ZM217 51V52H218ZM221 51H222V49H221ZM248 51V50H247ZM6 52V51H5ZM9 52V53H10ZM25 51H23V53H24ZM27 52H28V50H27ZM37 52V51H36ZM58 52V53H57ZM75 52H76V50H72V53L73 54H75ZM90 52V51H89ZM97 52V51H96ZM113 52H115V51H113ZM118 52V51H117ZM120 52V51H119ZM118 52V53H119ZM134 52V51H133ZM136 52H137V50H136ZM175 52H177V51H175ZM205 52V51H204ZM207 52V51H206ZM227 52V51H226ZM225 52V53H226ZM233 52V51H232ZM2 53H3V51H2ZM8 53V54H9ZM15 53L13 54V53H10L11 55L13 54V56H15ZM26 53V52H25ZM24 53V55L22 54V52H21V54H19V56H18V54H16V56H18V58L17 57H13V56H9V58L8 57H6V58H8L9 60L8 61H11V60H13L14 58H16V59H18L17 61H19V60H24L25 58H21L20 56H22V57H25V55L27 54H25ZM41 53V52H40ZM56 53V54H55ZM66 53V52H65ZM69 53V52H68ZM102 53V52H101ZM117 53V54H118ZM120 53H122V52H120ZM120 53L118 54V56L120 55ZM144 54V52L142 51V52H139V54ZM180 53H182V52H180ZM196 53V52H195ZM199 53V52H198ZM208 53L210 54V52L208 51ZM219 53V52H218ZM229 53V52H228ZM237 53H238V50H237ZM250 53V52H249ZM261 53V52H260ZM38 54H39V52H38ZM42 54V53H41ZM40 54V55H41ZM53 54V53H52ZM70 54V53H69ZM92 54V53H91ZM129 54H132L133 55V53H130L129 52ZM234 54V53H233ZM253 54V53H252ZM7 55V54H6ZM36 55V54H35ZM35 55H34V57H35ZM39 55V56H40ZM51 55V54H50ZM67 55V54H66ZM153 55V54H152ZM198 55V54H197ZM200 55V54H199ZM215 55V54H214ZM217 55V54H216ZM222 55H223V53H222ZM225 55V54H224ZM237 55H239V54H237ZM3 56H4V53H3ZM37 56V55H36ZM42 56V55H41ZM61 56V55H60ZM60 56H58V57H60ZM63 56V55H62ZM70 56V55H69ZM68 56V57H69ZM76 56H78L79 57V55H76ZM76 56H74L73 55V57L75 58ZM105 56V55H104ZM112 56H113V54H112ZM111 56V57H112ZM139 56V55H138ZM158 56V55H157ZM165 56V55H164ZM185 56V55H184ZM248 56H250V55H248ZM260 56V54L258 55V57ZM20 57V58H19ZM38 57V56H37ZM43 57L45 58V56H44V54H43ZM57 57V56H56ZM64 57V56H63ZM73 57H70V58H73ZM84 57H86V56H84ZM83 57V58H84ZM90 57V56H89ZM107 57H109V58H111L110 57V55H109V53H107ZM114 57H115V53H114ZM190 57V56H189ZM199 57H201V56H199ZM203 57V56H202ZM206 57V56H205ZM208 57V56H207ZM222 57V56H221ZM262 57V56H261ZM2 58V57H1ZM52 58V57H51ZM62 58V57H61ZM105 58V57H104ZM155 58V57H154ZM165 58V57H164ZM213 58H217V56L216 57H213ZM224 58V57H223ZM226 58V57H225ZM243 58V57H242ZM15 59V60H16ZM31 59V58H30ZM35 59V58H34ZM38 59V58H37ZM56 59H58V58H54L53 57V59H51V61H52V63H55V62H53V60L55 61ZM63 59V58H62ZM78 59V58H77ZM77 59H75V60H77ZM81 59V58H80ZM80 59L79 60H77L78 61V65H80L79 63H80ZM123 59V58H122ZM121 59V60H122ZM222 59V58H221ZM237 59H238V57H237ZM21 60V61H22ZM29 60V59H28ZM36 60V59H35ZM69 60V59H68ZM105 60V59H104ZM158 60L159 59H154L153 60V63H154V65L155 64H158ZM193 60V59H192ZM202 60V59H201ZM258 60V59H257ZM256 60V61H257ZM260 60V59H259ZM259 60H258V63H259ZM5 61V60H4ZM21 61H19V62H21ZM160 61V60H159ZM164 61V60H163ZM221 61V60H220ZM243 61V60H242ZM13 63H14V61H12ZM11 62V63H12ZM31 62V61H30ZM38 62H39V59H38ZM38 62H36V65H37V63ZM61 63V61H60V59H58L57 60V63L58 64H60ZM67 62V61H66ZM65 62V67H66V65H68L67 63ZM82 62H84V59L82 60ZM98 62V61H97ZM109 62V61H108ZM178 62V61H177ZM195 62V61H194ZM232 62V61H231ZM3 63V62H2ZM6 63V62H5ZM9 63V62H8ZM16 63V62H15ZM23 63H25L26 64V62H23ZM40 63V62H39ZM51 63V64H52ZM57 63H55V64H57ZM160 63V62H159ZM175 63V62H174ZM205 63V62H204ZM16 64H18V62L16 63ZM16 64H12V66H13V68H14V66L16 65ZM28 64V63H27ZM48 64H49V62H48ZM47 64V65H48ZM57 64V65H58ZM84 64V63H83ZM101 64H103L102 62H101ZM120 64V66H121V63H119ZM161 64V63H160ZM159 64V65H160ZM198 64V63H197ZM207 63H205V65H206ZM232 64V63H231ZM236 64V63H235ZM255 64V63H254ZM11 65V64H10ZM24 64H22L21 66H23ZM42 65V64H41ZM56 65V66H57ZM70 65V64H69ZM68 65V66H69ZM76 65V64H75ZM86 65V64H85ZM84 65V66H85ZM97 65V64H96ZM95 65V66H96ZM104 65V64H103ZM122 65H123V63H122ZM137 65V64H136ZM136 65H132V64H130V66H128L127 68H126V70L125 71H121V72H118L117 74H121V75H124V78H117V79H111V78H109V77H105V78H103L102 80H100V82L99 83H96V81H95V83L96 84H89V85H84L83 83H82V81H80V83L82 84L81 86L80 85H73L74 87L72 88V90H73V94H72V96H71V102L73 101V99L74 98H77V100L78 101H82V100H84V101H88L87 103L90 105L91 104V101H92V104L94 103V106H109L110 104L112 105L115 101L117 102V101H119L120 100V98H119V95L122 93L123 94V92H121L122 90H123V86L124 85H126V84H129L130 82H131V86L132 85H135V86H140V85H143V83H145V82H142L143 81V79H142V77L140 76V77H138L137 78V75H138V73H140L139 72V67H138V65L136 66ZM140 65V64H139ZM166 66H167V62H166V64H165ZM176 65V64H175ZM174 65V66H175ZM210 65H211V63H210ZM209 65V66H210ZM224 65V64H223ZM17 67H15L14 69H20L21 70V66L20 65H16ZM18 66L20 67V68H18ZM33 66H35V65H33ZM38 66V69H39V67H40V65H37ZM61 66H62V63H61ZM61 66H59L58 65V67H61ZM77 66V65H76ZM75 66V67H76ZM92 66V65H91ZM106 66V65H105ZM163 66V65H162ZM213 66V65H212ZM228 66V65H227ZM242 66V65H241ZM256 66V65H255ZM4 67H6V66H4ZM55 67V66H54ZM62 67H64V64H63V66ZM61 67V68H62ZM79 67V66H78ZM81 67H83V65L81 66ZM94 67V66H93ZM97 68H98V66H96ZM95 67V68H96ZM101 67V65H99V68ZM109 67V66H108ZM168 67V66H167ZM170 67V66H169ZM185 67V66H184ZM196 67V66H195ZM206 67H207V65H206ZM205 67V68H206ZM12 68V69H13ZM34 69H35V67H33ZM91 68V67H90ZM98 68V69H99ZM102 68V67H101ZM100 68V69H101ZM103 68H105V67H103ZM161 68V67H160ZM212 68V67H211ZM213 68H214V66H213ZM216 68V67H215ZM223 68V67H222ZM6 69V68H5ZM40 69H42V68H40ZM56 69V68H55ZM66 69H67V67H66ZM73 69V68H72ZM72 69H71V71H72ZM75 69V68H74ZM108 69V68H107ZM175 69V68H174ZM207 69V68H206ZM205 69V70H206ZM255 69H256V67H255ZM17 70V71H18ZM20 70L18 71V72H20ZM46 70H47V68H46ZM68 70H70V69H68ZM76 70H77V68H76ZM79 70V69H78ZM187 70H189L190 71V69H187ZM186 70V71H187ZM201 70H202V72H205V71H203V68H201ZM207 70H210L211 71V69H207ZM212 70H214V69H212ZM234 70V69H233ZM12 72L11 70H9V69H7V73L8 72ZM17 71H15L18 75V77H19V74L21 73H18ZM58 71V70H57ZM81 71H83V69H81ZM80 71V72H81ZM92 71V70H91ZM96 71V70H95ZM105 71V70H104ZM144 71H146V70H143L142 71V73L144 72ZM166 71H168L167 70V68H166ZM165 71V72H166ZM198 71V70H197ZM14 72V73H15ZM33 72H35L34 70H33ZM61 72V74L63 75V73L62 72H64L63 71V69H62V71H60ZM85 72V71H84ZM94 72V71H93ZM97 72H99V71H97ZM109 72V71H108ZM207 72V71H206ZM213 72V71H212ZM16 73H15V75H16ZM48 73V72H47ZM52 73V72H51ZM132 73H137L136 75L135 74H132ZM218 73V72H217ZM10 74H13V73H10ZM46 74V73H45ZM83 74V73H82ZM182 74V73H181ZM190 74H191V72H190ZM206 74V73H205ZM204 74V75H205ZM215 74V73H214ZM14 75V74H13ZM36 75V74H35ZM40 75V74H39ZM52 75V74H51ZM57 75V74H56ZM56 75H54L55 76V79H56ZM59 76H60V74H58ZM65 75V74H64ZM63 75V77H65ZM93 75V74H92ZM216 75V74H215ZM41 76H43L42 74H41ZM72 76H74L73 74H72ZM83 76V75H82ZM103 76H104V74H103ZM133 76H134V78H133ZM192 76V75H191ZM16 77V76H15ZM36 77H38V76H36ZM80 77V76H79ZM209 76H207V78H208ZM35 78V77H34ZM44 78V77H43ZM59 77L57 76V79H58ZM61 78V77H60ZM59 78V80H61ZM67 78V77H66ZM65 78V79H66ZM74 78V77H73ZM112 78H113V76H112ZM170 78H171V76H170ZM222 78H224V77H222ZM18 79H20V78H18ZM42 79V78H41ZM56 79V80H57ZM63 79V78H62ZM161 79V78H160ZM209 79H210V77H209ZM15 80H17V78L15 79ZM43 80V79H42ZM72 80V79H71ZM81 80H83V79H81ZM94 79H92V81H93ZM127 80V81H126ZM170 80V79H169ZM20 80H17V85H18V82H19ZM31 81V80H30ZM38 81V80H37ZM55 81V80H54ZM87 81V80H86ZM126 81V82H125ZM157 81V80H156ZM198 81H199V79H198ZM224 82H225V80H223ZM222 81V82H223ZM33 82V81H32ZM43 82V81H42ZM63 82V81H62ZM78 82V81H77ZM97 82H98V80H97ZM164 82H166L165 80H164ZM163 82V83H164ZM181 82V81H180ZM15 83V82H14ZM38 83V82H37ZM44 83V82H43ZM59 84L61 83V81L60 82H58ZM67 84H69V82H66ZM79 83V84H80ZM90 83V82H89ZM167 83V82H166ZM172 83V82H171ZM227 83V82H226ZM9 84V83H8ZM19 84H20V82H19ZM87 84H88V82H87ZM169 84V83H168ZM167 84V85H168ZM173 85H174V83H172ZM176 84H177V82H176ZM229 84V83H228ZM227 84V85H228ZM17 85L16 86H14V87H17ZM40 85V84H39ZM42 85V84H41ZM64 85V84H63ZM62 85V86H63ZM162 85V84H161ZM206 85H208V84H206ZM20 87L22 86V85H19ZM43 86V85H42ZM41 86V87H42ZM130 86V85H129ZM47 87H49V86H47ZM55 87V86H54ZM57 87V86H56ZM66 87V86H65ZM216 87V86H215ZM253 87V86H252ZM4 87H2V89H3ZM10 88V87H9ZM165 88V87H164ZM174 88V87H173ZM179 88V87H178ZM182 88V87H181ZM226 88V87H225ZM40 89V88H39ZM43 89V88H42ZM127 89H129V87L127 88ZM126 89V90H127ZM157 89V88H156ZM156 89H154V90H156ZM166 89H168L167 88V86H166ZM174 89H176V88H174ZM183 89V88H182ZM213 89H215V88H213ZM217 89H219V88H217ZM227 89V88H226ZM4 90L5 89H3L2 91L4 92ZM24 90H26V89H24ZM24 90H21V91H24ZM67 90H71V87H70V89H67ZM158 90H159V88H158ZM8 92H11L12 93V91H9V90H7ZM18 91H20L19 89H18ZM140 91V90H139ZM206 91V90H205ZM28 92V91H27ZM30 92H32V91H30ZM68 92V91H67ZM148 92H150V91H148ZM157 92V91H156ZM156 92H154V94L156 93ZM159 92H160V90H159ZM33 93V92H32ZM172 93V92H171ZM170 93V94H171ZM200 93V92H199ZM3 94V93H2ZM28 94V93H27ZM65 94V90H63V88L61 87V89L58 87V88H56L53 92H42L41 94H39L38 96H36L33 100L38 104V106L39 107H42V105H46L48 102H51L52 100H56V99H58L60 96H62L63 97V95ZM69 94H71V93H69ZM96 95V97H93V95ZM134 94V93H133ZM137 94V93H136ZM147 94V93H146ZM153 94V93H152ZM174 94V93H173ZM4 95V94H3ZM2 95V96H3ZM156 95V94H155ZM162 95V94H161ZM166 95V94H165ZM176 95V94H175ZM255 95V94H254ZM6 95H4V97H5ZM9 96V95H8ZM134 96V95H133ZM159 96V95H158ZM173 96V95H172ZM236 96V95H235ZM13 97V96H12ZM121 97V96H120ZM128 97V96H127ZM154 97V96H153ZM166 97V96H165ZM192 97V96H191ZM205 97V96H204ZM207 97V96H206ZM259 97V96H258ZM6 98H8L7 96H6ZM152 98V97H151ZM170 98V97H169ZM173 98V97H172ZM181 98V97H180ZM184 98V100L183 101H187L188 99L189 100H193L194 102H195V104H196V102H201V99H202V96H201V99L199 98V97H194V98H190V97H188V98H186V97H183ZM9 99H11V98H9ZM119 99V100H118ZM124 99V98H123ZM138 99V98H137ZM154 99V98H153ZM156 99H157V97H156ZM176 99V98H175ZM14 100V99H13ZM25 100V99H24ZM31 100V99H30ZM76 100V101H77ZM122 100V99H121ZM133 100V99H132ZM139 100V99H138ZM145 100V99H144ZM163 100V99H162ZM167 100H168V97H167ZM173 100V99H172ZM20 101V100H19ZM26 101V100H25ZM24 101V102H25ZM209 101V100H208ZM249 101V100H248ZM5 102V104L4 105H7V106H9L10 108H13V102L12 101H10V100H5L4 101ZM121 102V101H120ZM126 102V101H125ZM133 102H136L135 101V99H134V101ZM133 102H131L132 104H133ZM167 102H169V101H166V104H165V106L167 105ZM203 102V101H202ZM201 102V103H202ZM2 103V102H1ZM0 103V104H1ZM96 103H98V104H96ZM119 103V102H118ZM117 103V104H118ZM130 103V104H131ZM137 103H140V102H137ZM144 103H146V104H151V102H150V100H147V101H144ZM183 103L184 102H182V104L181 105H183ZM188 103V102H187ZM200 103V104H201ZM77 104V103H76ZM75 104V105H76ZM91 104V105H92ZM122 104V103H121ZM142 104V103H141ZM153 104H158V102L156 101L155 103H152V105ZM170 104V103H169ZM194 104V103H193ZM195 104H194V106H195ZM199 104V103H198ZM3 105V104H2ZM15 105V104H14ZM126 105V104H125ZM176 105H177V103H176ZM180 105V106H181ZM55 106V105H54ZM94 106H92L93 108H94ZM118 106V105H117ZM128 106V105H127ZM137 106V105H136ZM185 106H187V105H185ZM192 106V105H191ZM28 107V106H27ZM64 107V106H63ZM62 107V108H63ZM124 107V106H123ZM132 107V106H131ZM130 107V108H131ZM158 107V106H157ZM160 107H162V106H160ZM172 107V106H171ZM178 107V106H177ZM223 107V106H222ZM250 107V106H249ZM84 108H85V106H84ZM96 108V107H95ZM103 108V107H102ZM135 108V107H134ZM163 108H165V107H163ZM170 108V107H169ZM247 108V107H246ZM24 110L26 109V108H23ZM30 109H32V108H30ZM44 110H45V108H43ZM88 109V108H87ZM162 109V108H161ZM180 109V108H179ZM184 109V108H183ZM187 109V108H186ZM13 109H11V111H12ZM83 110H85V109H83ZM78 111V112H76L75 113V115H72V116H68L65 120H60L59 118H58V116L56 115V114H53V113H44L43 111H39V110H28L29 112L28 113H24V115L25 114H27L28 116H27V118H26V120H27V123H25V122H23L21 125H18V126H15V127H12V126H9L12 122V120H11V118H12V116L11 115H9L8 117H5L4 115H0V152H2V151H4L5 149H7V147H8V150L10 151L9 152V155H7V159H11L12 160V162L10 163L11 164V166L12 165H14V163H16L17 165H15V166H17V167H19V169H20V171H21V173L22 174H26L27 173V171H28V169L34 164V162L36 161V160H40V158H39V154L41 155V154H47V152H54V153H58V152H61V153H64L65 151H72V150H74L75 149V147H76V145L74 144V142H72L71 140H73V139H77V137H78V139H79V136L86 130V128H84V125L86 124V122L87 123H89V122H91L92 121V115H91V110L89 111V112H87V113H85L84 111ZM89 110V109H88ZM109 110V109H108ZM127 110H128V108H127ZM160 110V109H159ZM176 110H178V109H176ZM181 110V109H180ZM185 110V109H184ZM191 110V109H190ZM196 110H197V108H196ZM10 111V112H11ZM66 111H68V110H66ZM101 111V110H100ZM112 111V110H111ZM154 111V110H153ZM169 111V110H168ZM189 111V110H188ZM1 112V111H0ZM23 112V111H22ZM21 112V113H22ZM75 112V111H74ZM102 112V111H101ZM123 112V111H122ZM140 112V111H139ZM159 112H161V110L159 111ZM184 112V111H183ZM182 112V113H183ZM186 112V111H185ZM5 113V112H4ZM9 113V112H8ZM20 113V115H17L16 113H15V116H13V117H15L14 118V120H22V121H24L23 120V117H24V115H22ZM124 113H126V111L124 112ZM145 113V112H144ZM180 113V112H179ZM181 113V114H182ZM98 115H99V113H97ZM105 114H106V112H105ZM111 114H112V112H111ZM134 114V113H133ZM136 114V113H135ZM160 114V113H159ZM163 114V113H162ZM192 114V113H191ZM205 114V113H204ZM203 114V115H204ZM97 115V116H98ZM102 115V114H101ZM115 115V114H114ZM130 115V114H129ZM141 115V114H140ZM139 115V116H140ZM186 115V114H185ZM132 116V115H131ZM165 116H166V114H165ZM167 116L169 117V115H168V113H167ZM188 116V115H187ZM219 116V115H218ZM224 116V115H223ZM252 116V115H251ZM94 117H95V114H94ZM186 117V116H185ZM241 117H244V116H241ZM124 118V117H123ZM127 118H128V116H127ZM137 118V117H136ZM160 117H159V115H157L156 113H154V114H150V115H146V116H141V118H140V120H142V122H157L158 123V120L157 119H159ZM220 118V117H219ZM239 118H240V116H239ZM249 118V117H248ZM251 118V117H250ZM99 119V118H98ZM104 119V118H103ZM103 119H101V120H103ZM105 119H107V118H105ZM135 119V118H134ZM139 119V118H138ZM161 119V118H160ZM164 119V118H163ZM163 119L161 120V121H163ZM180 119V118H179ZM205 119V118H204ZM229 119V118H228ZM25 120V121H26ZM97 120V119H96ZM114 120V119H113ZM112 120V121H113ZM136 120V119H135ZM166 120V119H165ZM182 120V119H181ZM186 120V119H185ZM212 120H214V119H212ZM240 120V119H239ZM125 121H126V119H125ZM130 121V120H129ZM137 121V120H136ZM198 121H199V119H198ZM201 121V120H200ZM233 121V120H232ZM255 121V120H254ZM97 121H95V123H96ZM98 122L100 123V120H98ZM107 122V121H106ZM118 122V121H117ZM134 122V121H133ZM251 122V121H250ZM256 122V121H255ZM94 123V124H95ZM124 123V122H123ZM137 123V122H136ZM157 123H156V125H157ZM212 123V122H211ZM234 123V122H233ZM239 123V122H238ZM237 123V124H238ZM134 124H135V122H134ZM145 124V123H144ZM153 124V123H152ZM173 124V123H172ZM196 125L193 127V129L195 130V127L197 126V123H195ZM245 125H247V123H246V121H245V123H244ZM251 124V123H250ZM259 124V123H258ZM98 125V124H97ZM104 125V124H103ZM120 125H122V124H120ZM120 125H119V127H120ZM128 125V124H127ZM156 125L154 124V126L156 127ZM165 125V124H164ZM231 125V124H230ZM241 125V124H240ZM254 125V124H253ZM260 125V124H259ZM102 126V125H101ZM140 126H141V124H140ZM153 126V125H152ZM158 126V125H157ZM169 126V125H168ZM171 126V125H170ZM224 126H226V125H223V127ZM236 126V125H235ZM252 126V125H251ZM255 126V125H254ZM92 127V126H91ZM123 127V126H122ZM126 127V126H125ZM129 127H130V125H129ZM132 127H134L133 125H132ZM149 127V126H148ZM175 127V126H174ZM177 127V126H176ZM203 127V126H202ZM207 127V126H206ZM206 127H204V128H206ZM213 127H214V125H213ZM213 127H212V129H213ZM238 127V130L240 131V130H242L241 128L243 127V125L242 126H240L241 128L239 129V125L237 126ZM236 127V128H237ZM249 127V129H250V126H248ZM124 128V127H123ZM126 128H128V127H126ZM136 128V127H135ZM154 128V127H153ZM234 129H231L232 130V132H235L234 130H236L235 129V127H233ZM59 129H62V130H64L65 132L63 133V135H60L59 134V132L58 133H56L57 135H55V134H53L55 131H59ZM94 129H95V127H94ZM94 129H92V130H94ZM117 128H115V130H116ZM119 129V128H118ZM134 129V128H133ZM146 129V128H145ZM159 129H160V126H159ZM158 129V130H159ZM176 129V128H175ZM193 129H190L191 131L193 130ZM229 129V130H230ZM263 129V128H262ZM91 129H89V131H90ZM97 130V129H96ZM95 130V131H96ZM101 130V129H100ZM106 130V129H105ZM141 130V129H140ZM147 130V129H146ZM155 130H157V129H155ZM199 130V129H198ZM201 130V129H200ZM205 130V129H204ZM209 130V129H208ZM230 130V131H231ZM138 131V130H137ZM152 131V130H151ZM171 131V130H170ZM174 131V130H173ZM103 132V131H102ZM112 132H113V130H112ZM118 132L119 133H124V132H127V131H125V129H122V128H120L119 130H118ZM135 132V131H134ZM133 132V133H134ZM152 132H155V131H152ZM159 132V131H158ZM158 132H156V133H158ZM181 132H183V130L181 131ZM187 132H188V130H187ZM46 133H52L53 134V136H51V137H48L47 136V134ZM96 133V132H95ZM129 133V132H128ZM132 133V132H131ZM137 133H139V132H137ZM146 133V132H145ZM197 133H199V132H197ZM202 133V132H201ZM241 132H239V134H240ZM90 134V133H89ZM110 134V133H109ZM112 134V133H111ZM144 134V133H143ZM182 134H184V133H182ZM185 134H187V133H185ZM221 134V133H220ZM220 134L218 135V137H220ZM235 134H237L238 135V133H235ZM234 134V137L236 136ZM261 134V133H260ZM264 134V133H263ZM55 135V136H54ZM82 135H84V134H82ZM92 135V134H91ZM98 134L96 133V136H97ZM104 135V134H103ZM114 135V134H113ZM155 135V134H154ZM169 135V134H168ZM194 135V134H193ZM193 135H192V137H193ZM227 136L226 137H228V139L230 140L231 138H229L230 136L228 135V134H226ZM230 135H233V133L232 134H230ZM50 136V135H49ZM93 136V135H92ZM106 136V135H105ZM104 136V138H106ZM137 136V135H136ZM190 137H191V134L189 135ZM202 136H203V134H202ZM217 136V135H216ZM221 136H222V134H221ZM223 136H224V131H223ZM239 136V135H238ZM125 137V136H124ZM147 137V136H146ZM148 137H150V136H148ZM157 137V136H156ZM161 137V136H160ZM159 137V138H160ZM167 137V136H166ZM196 137V136H195ZM81 138V137H80ZM117 138V137H116ZM122 138V137H121ZM137 138H139V137H137ZM143 138V137H142ZM168 138V137H167ZM82 139H83V137H82ZM132 139V138H131ZM144 139V138H143ZM197 139V138H196ZM196 139H195V141H196ZM264 139V138H263ZM41 140H43V142L41 141ZM103 140V139H102ZM110 140V139H109ZM136 140V139H135ZM154 140V139H153ZM167 140V139H166ZM168 140H171L170 141V145H173V143H172V138H168ZM191 140V139H190ZM223 140V139H222ZM229 140H227V141H229ZM232 140V139H231ZM234 140V139H233ZM46 141H48V142H50L51 143V145H47V144H44ZM108 141V140H107ZM118 141V140H117ZM132 141V140H131ZM189 141V140H188ZM194 141V140H193ZM198 141V140H197ZM207 142L208 140H202V142ZM252 141V140H251ZM40 142V143H39ZM99 142V141H98ZM125 142V141H124ZM160 142V141H159ZM167 142V141H166ZM178 142V141H177ZM201 142V141H200ZM217 142V141H216ZM230 142V141H229ZM237 142V141H236ZM86 143V142H85ZM101 143V142H100ZM112 143V142H111ZM154 143H156V142H154ZM165 143V142H164ZM197 144L199 143V141L198 142H196ZM210 143V142H209ZM233 143V142H232ZM93 144H95V142H93ZM92 144V145H93ZM109 144V143H108ZM189 144V143H188ZM188 144H186V145H188ZM195 144V143H194ZM216 144V143H215ZM43 145V146H42ZM103 145V144H102ZM121 145V144H120ZM134 145V144H133ZM132 145V146H133ZM174 145H177V143L176 144H174ZM173 145V146H174ZM201 145H202V143H201ZM206 145V144H205ZM214 145V144H213ZM257 145V144H256ZM81 146V145H80ZM107 146V145H106ZM106 146L104 145V147L106 148ZM115 147H117L116 145H114ZM123 146H124V144H123ZM129 146H130V144H129ZM132 146H131V148H132ZM135 146V145H134ZM139 146V145H138ZM153 146V145H152ZM152 146H150V147H152ZM223 146V145H222ZM240 146V145H239ZM50 147V148H49ZM79 147V146H78ZM104 147H102L103 149H104ZM109 147V146H108ZM121 147V146H120ZM159 147V146H158ZM164 147V146H163ZM208 147H212V146H208ZM256 147V146H255ZM83 148H84V146H83ZM97 148H99V146L97 147ZM119 148V147H118ZM173 148V147H172ZM187 148V147H186ZM185 148V149H186ZM214 148H215V146H214ZM151 149V148H150ZM150 149H149V151H150ZM159 149V148H158ZM157 149V150H158ZM166 149V148H165ZM206 149H208L207 147H206ZM248 149V148H247ZM82 150H84V149H82ZM156 150V151H157ZM159 150H161V149H159ZM6 151V150H5ZM81 151V150H80ZM96 151V150H95ZM104 151V150H103ZM102 151V152H103ZM106 151H110V150H106ZM106 151H104V152H106ZM145 151H146V149H145ZM148 151V152H149ZM165 151V150H164ZM176 151L178 152V150L176 149ZM193 151V150H192ZM191 151V152H192ZM205 151V150H204ZM209 151V150H208ZM37 152H39V154L38 155H36V153ZM93 152V151H92ZM103 152V153H104ZM122 152V151H121ZM147 152V151H146ZM189 152V151H188ZM201 152H203V150L201 151ZM206 152V151H205ZM204 152V153H205ZM238 152V151H237ZM60 153V154H61ZM69 153V152H68ZM72 153H73V151H72ZM80 153V152H79ZM100 153V152H99ZM134 153H135V151H134ZM145 153V152H144ZM143 153V154H144ZM162 153V152H161ZM171 153V152H170ZM203 153V154H204ZM208 153V152H207ZM206 153V154H207ZM211 153V152H210ZM4 154V153H3ZM66 154V153H65ZM71 154V153H70ZM131 154H133V153H131ZM142 154V155H143ZM147 154V153H146ZM151 154V153H150ZM157 154V153H156ZM168 154H169V151H168ZM237 154V153H236ZM73 155V154H72ZM80 155V154H79ZM78 155V156H79ZM97 155H98V153H97ZM117 156H118V154H116ZM129 155V154H128ZM208 155H210V154H208ZM3 155H1L0 154V171L1 172H3L4 174H5V172L6 173H8L7 171H8V169L11 167V166H9V165H3L4 163H3V157H2ZM62 156V155H61ZM63 156H66V155H64L63 154ZM115 156V155H114ZM120 156V155H119ZM129 156H131V155H129ZM136 156V155H135ZM134 156V157H135ZM73 157V156H72ZM113 157V156H112ZM152 157V156H151ZM207 157V156H206ZM62 158H64V157H62ZM93 158V157H92ZM98 157H96V159H97ZM120 158H122L121 156H120ZM136 158V157H135ZM137 158H139V157H137ZM192 158V157H191ZM114 159V161H115V158H113ZM200 159H202V158H200ZM207 159H208V157H207ZM74 160V159H73ZM110 160H112L111 158H110ZM127 160V159H126ZM125 160V161H126ZM131 160V159H130ZM187 160V159H186ZM186 160H183V162H185L186 163ZM43 161H44V163L46 164V165H50V164H52V163H54L53 161H55V160H49V158L48 157H44V159H43ZM49 161V162H48ZM99 161V160H98ZM118 161V160H117ZM136 161H137V159H136ZM135 161V162H136ZM171 161H173V160H171ZM204 161V160H203ZM56 162V161H55ZM103 160H100V164H103ZM156 162V161H155ZM178 162H180V161H178ZM264 162V161H263ZM105 163V162H104ZM107 163V162H106ZM105 163V164H106ZM161 163V162H160ZM182 163V162H181ZM197 164L199 163V161L198 162H196ZM219 163V162H218ZM75 164V163H74ZM134 164V163H133ZM259 164H260V162H259ZM40 165V164H39ZM62 165H64V164H62ZM70 165V164H69ZM112 165V164H111ZM156 165H157V162H156ZM163 165V164H162ZM261 165H263V163L261 164ZM77 166V165H76ZM120 166V165H119ZM154 166L155 165H153V168H154ZM176 166V165H175ZM190 166H192V165H190ZM259 166V165H258ZM36 167V166H35ZM98 167V166H97ZM101 167H102V165H101ZM104 167V166H103ZM132 167V166H131ZM145 167V166H144ZM189 167V166H188ZM85 168V167H84ZM96 167H94V169H95ZM143 168V167H142ZM151 168V170H153L152 169V167H150ZM259 168V167H258ZM103 169V168H102ZM110 169L111 168H109V172H110ZM132 170H133V168H131ZM105 170V169H104ZM126 170V169H125ZM148 170H149V168H148ZM174 170V171H173ZM173 170H171L170 172H175L176 173V169H173ZM257 170V169H256ZM86 171V170H85ZM116 171V170H115ZM114 171V172H115ZM161 171V170H160ZM96 172V171H95ZM118 172V171H117ZM117 172H115V173H117ZM132 172H134V171H132ZM150 172V171H149ZM148 172V175L150 176V174H151V172L149 173ZM178 172V171H177ZM181 172V171H180ZM98 173V172H97ZM113 173V172H112ZM197 173H199V172H197ZM63 174V173H62ZM102 174V173H101ZM122 174V173H121ZM180 174V173H179ZM29 175V174H28ZM90 175H91V173H90ZM89 175V176H90ZM103 175V174H102ZM104 175H105V173H104ZM106 175H108L107 173H106ZM105 175V176H106ZM113 175H115V174H113ZM155 175H156V173H155ZM155 175H151V178H156V176ZM158 175V174H157ZM163 175V174H162ZM162 175H160V176H162ZM165 175V174H164ZM168 174H166V176H167ZM203 175V174H202ZM112 176V175H111ZM129 176H131L130 174H129ZM166 176H163V177H166ZM185 176V175H184ZM190 176V175H189ZM193 176V175H192ZM206 176H207V174H206ZM44 177V176H43ZM91 177H92V175H91ZM97 177V176H96ZM163 177L161 178V179H163ZM169 177V176H168ZM171 177H173V176H171ZM180 177H182V176H180ZM211 177V176H210ZM209 177V178H210ZM224 177V176H223ZM249 177V176H248ZM247 177V178H248ZM251 177V176H250ZM1 178V177H0ZM175 178V177H174ZM226 178V177H225ZM225 178H223V179H225ZM253 178V177H252ZM49 179H50V177H49ZM94 179V178H93ZM173 179V178H172ZM7 180H9V179H7ZM6 180V181H7ZM86 180V179H85ZM104 180H105V177H104ZM144 180V179H143ZM220 180V179H219ZM11 181V180H10ZM9 181V182H10ZM74 181V180H73ZM90 181V180H89ZM92 181V180H91ZM145 181H147L146 179L144 180V182ZM101 182V181H100ZM102 182H104V181H102ZM131 182V184H133V181H130ZM28 183V182H27ZM54 183H56V182H54ZM68 183V182H67ZM192 183V182H191ZM10 184V183H9ZM123 184V183H122ZM248 184H250V181L249 182H247V183H245V185H248ZM4 185V184H3ZM14 185V184H13ZM16 185V184H15ZM76 185V184H75ZM98 185V184H97ZM120 185V184H119ZM128 185H130V183L128 182ZM143 185H144V183H143ZM152 185H154V184H152ZM263 185V184H262ZM48 186V185H47ZM89 186H90V184H89ZM141 186V185H140ZM0 187H2V183H1V181H0ZM44 187V186H43ZM92 187V186H91ZM134 187V186H133ZM42 188V187H41ZM93 188V187H92ZM121 188V187H120ZM176 188H177V186H176ZM176 188H175V194H176ZM182 189L183 188H185V186L183 187H181ZM45 190H46V187L44 188ZM84 189V188H83ZM86 189H87V187H86ZM127 189H129L130 190V188H128V186H127ZM133 190H135V188L133 189ZM180 190V189H179ZM178 190V192H181L182 190H180L179 191ZM14 191V190H13ZM16 191V190H15ZM18 191V190H17ZM85 191H87V190H85ZM131 191V190H130ZM139 191H141L140 189L139 190H137V192H139ZM2 192H3V195H4V197L7 199V207H8V209H11V210H13V211H19L20 209H21V206H22V204H24L23 202H22V204H21V202H19V200L18 199H16V198H11L10 197V195L8 194V190L7 189H3L2 190ZM114 192V191H113ZM133 192V191H132ZM131 192V193H132ZM136 192V193H137ZM43 193V192H42ZM93 193V192H92ZM131 193H129V195L131 194ZM134 193V192H133ZM141 193H142V191H141ZM140 193V194H141ZM262 193V192H261ZM81 194V193H80ZM90 194V193H89ZM121 194V193H120ZM128 194V193H127ZM171 194H173L172 192H171ZM232 194V193H231ZM59 195H61V194H59ZM63 195V194H62ZM86 195H88V193L86 194ZM135 195H137V194H135ZM77 196V195H76ZM85 196V195H84ZM111 196V195H110ZM114 196V195H113ZM166 196V195H165ZM78 197H80V196H78ZM112 197V196H111ZM125 197L126 196H124V199H125ZM81 198V197H80ZM84 198V197H83ZM93 198V197H92ZM152 198V197H151ZM163 198V197H162ZM176 198V197H175ZM244 198V197H243ZM128 199V198H127ZM132 199V198H131ZM142 199V197H141V195H140V200ZM164 199V198H163ZM163 199H161L160 201H162ZM1 200V199H0ZM70 200H72L71 198H70ZM70 200H68L67 202H69ZM76 200V199H75ZM79 200V199H78ZM84 200V199H83ZM166 200V199H165ZM165 200H164V202H165ZM26 201H28V200H26ZM40 201V200H39ZM47 201V200H46ZM82 201V200H81ZM118 201V200H117ZM123 201V200H122ZM134 201V200H133ZM259 200H257L256 202H255V204L253 205V203H252V205H253V207H252V205H251V207L252 208H254L257 204H261V203H257ZM64 202V201H63ZM102 202V201H101ZM111 202H112V200H111ZM124 202H125V200H124ZM135 202V201H134ZM170 202V201H169ZM217 202V201H216ZM47 203V202H46ZM64 203H66V202H64ZM79 203H80V201H79ZM117 203V202H116ZM115 203V204H116ZM118 203H119V201H118ZM38 204V203H37ZM67 204V203H66ZM114 204V203H113ZM122 204V203H121ZM156 204V203H155ZM158 204H159V202H158ZM21 205V206H20ZM25 205V204H24ZM39 205V204H38ZM64 205V204H63ZM94 205V204H93ZM119 205V204H118ZM123 205V204H122ZM162 205H164V204H161V206ZM45 206V205H44ZM43 206V207H44ZM47 206V205H46ZM53 206V205H52ZM123 206H125V205H123ZM160 206V207H161ZM213 206V205H212ZM237 206V205H236ZM25 207H27V206H25ZM42 207V208H43ZM79 207V206H78ZM119 207H122V206H119ZM127 207H129V206H127ZM158 206H156V207H154L155 208V210H156V208H157ZM250 207V206H249ZM13 208V209H12ZM37 208V207H36ZM48 208V207H47ZM53 208V207H52ZM117 208V207H116ZM153 208V209H154ZM159 208V207H158ZM231 208V207H230ZM108 209V208H107ZM153 209H151L150 211H147L146 213H148V216H150L151 218H152V216H154V215H152V213L153 212H155V211H153L152 212V210ZM234 209H235V207H234ZM239 208L237 207V210H238ZM25 210V209H24ZM38 210V209H37ZM42 209H40V211H41ZM64 210V209H63ZM109 210V209H108ZM147 210H149V209H147ZM167 210V209H166ZM179 210V209H178ZM23 211V210H22ZM53 211H54V209H53ZM60 211H62V210H60ZM111 211V210H110ZM113 211V210H112ZM142 211V210H141ZM157 211V210H156ZM230 211V210H229ZM231 211H233V210H231ZM152 212V213H151ZM6 213V212H5ZM23 213V212H22ZM45 213V212H44ZM83 213V212H82ZM151 213V214H150ZM48 214V213H47ZM56 214V213H55ZM68 214H69V212H68ZM138 214V213H137ZM144 214V213H143ZM143 214H142V216H143ZM150 214V215H149ZM171 214V213H170ZM229 214V213H228ZM231 214V213H230ZM230 214H229V216H230ZM89 215V214H88ZM93 215H94V213H93ZM110 215V214H109ZM135 215V214H134ZM140 215V214H139ZM145 215H147V214H145ZM152 215V216H151ZM227 215V214H226ZM0 216L1 217H3V214L1 213L0 214ZM36 216V215H35ZM76 216V215H75ZM114 216V215H113ZM215 216V215H214ZM37 217V216H36ZM112 217V216H111ZM222 217V216H221ZM220 217V218H221ZM226 217V216H225ZM33 218V217H32ZM39 218V217H38ZM54 218V217H53ZM65 218V217H64ZM85 219L87 218V217H84ZM154 218V217H153ZM77 219V218H76ZM81 219V218H80ZM79 219V220H80ZM83 219V218H82ZM81 219V220H82ZM100 219V218H99ZM132 219V218H131ZM139 219V218H138ZM137 218H136V220H138ZM213 219V218H212ZM214 219H215V217H214ZM39 220V219H38ZM80 220V221H81ZM159 220V219H158ZM161 220V219H160ZM215 220H217V219H215ZM215 220H212V222L213 221H215ZM30 221H31V219H30ZM27 222V221H26ZM38 222V221H37ZM76 222V221H75ZM82 222V221H81ZM81 222H79V223H81ZM223 222V221H222ZM28 223V222H27ZM34 223V222H33ZM40 223V222H39ZM70 223H73V222H70ZM132 223H133V221H132ZM131 223V226L133 227V225L135 224V222H134V224H132ZM156 223V222H155ZM158 223V222H157ZM29 224V223H28ZM32 224V223H31ZM55 224V223H54ZM225 224V223H224ZM226 224H227V222H226ZM35 225V224H34ZM38 225V224H37ZM50 225V224H49ZM52 225V224H51ZM79 225V224H78ZM83 225V224H82ZM28 226V225H27ZM66 227H67V225H65ZM107 226V225H106ZM8 227H10L9 225H8ZM30 227V226H29ZM54 227V226H53ZM65 227V228H66ZM142 227V226H141ZM63 228V227H62ZM64 228V229H65ZM76 228V227H75ZM79 228H80V226H79ZM137 228V227H136ZM145 228V227H144ZM144 228H141L142 229V231H143V233H144ZM235 228V227H234ZM77 229V228H76ZM231 229V228H230ZM239 229V228H238ZM24 230V229H23ZM22 230V231H23ZM63 230V229H62ZM69 230H71V228L69 229ZM120 230V229H119ZM134 230V229H133ZM133 230H131V232L133 231ZM233 230V229H232ZM240 230V229H239ZM263 230V229H262ZM4 231H6V229L4 230ZM68 231V230H67ZM156 231V230H155ZM231 231V230H230ZM238 231V230H237ZM49 232V231H48ZM128 232H129V230H128ZM127 232V233H128ZM140 232H141V230H140ZM235 231H233V233H234ZM6 233V232H5ZM80 233V235H82L81 234V232H79ZM142 233V232H141ZM236 233V232H235ZM234 233V234H235ZM47 234V233H46ZM124 234H125V232H124ZM124 234H122V235H124ZM129 234H130V232H129ZM133 234V235H132ZM130 236H128V238H130V240H133V238H132V236H136V235H134L135 234V232H133ZM79 235V234H78ZM152 235V234H151ZM160 235V234H159ZM23 237H25L24 235H22ZM54 236V235H53ZM62 236V235H61ZM91 236V235H90ZM161 236V235H160ZM0 237H2V236H0ZM68 237H70V233L68 232V234L65 236L64 235V238L63 239H61L60 240V243L59 242H55V244H57V245H67V244H69L70 242H68ZM75 237V236H74ZM79 237V236H78ZM120 237V236H119ZM118 237V238H119ZM122 238L124 237H126V234L124 235V236H121ZM119 238L120 240V244H121V239L122 238ZM159 237V236H158ZM263 237V236H262ZM82 238V237H81ZM89 238V237H88ZM123 238V239H124ZM132 238V239H131ZM138 238V237H137ZM136 238V239H137ZM153 238V237H152ZM1 239V238H0ZM100 239V238H99ZM102 239V238H101ZM116 240H117V238H115ZM136 239H135V242H134V244H136ZM147 239V238H146ZM154 239V238H153ZM230 239V238H229ZM10 240V239H9ZM71 240V239H70ZM103 240H104V238H103ZM114 240V239H113ZM126 240H128L127 238H126ZM126 240H122L124 243H125V241ZM130 240H128V242L130 241ZM140 240H142V239H140ZM39 241H40V239H39ZM75 241V240H74ZM76 241H77V239H76ZM83 241V240H82ZM97 241V240H96ZM102 241V240H101ZM20 242V241H19ZM48 242V241H47ZM127 242V243H128ZM143 242V241H142ZM71 243H75V242H73V240H72V242ZM95 243V245L97 244V242H94ZM94 243H93V245H94ZM109 243V242H108ZM124 243H122L123 245H124ZM138 243V242H137ZM157 243H158V241H157ZM107 244V243H106ZM224 244V243H223ZM72 245V244H71ZM70 245V246H71ZM108 245V244H107ZM126 245V244H125ZM124 245V247H126ZM154 245V244H153ZM56 245H54V247H55ZM73 246V245H72ZM89 247H88V249L89 248H91L92 246L91 245H88ZM91 246V247H90ZM104 246H106L105 244H104ZM103 246V247H104ZM122 246V245H121ZM232 246V245H231ZM233 246H235V245H233ZM9 247V246H8ZM39 247H41V246H39ZM60 247V246H59ZM63 247V246H62ZM68 247V246H67ZM128 247V246H127ZM217 247V246H216ZM259 247V246H258ZM58 248V247H57ZM63 248H65V247H63ZM117 248H119V247H117ZM218 248V247H217ZM131 249V248H130ZM129 249V250H130ZM144 249V248H143ZM215 249V250H214ZM213 250L214 251H216V250H218V249H216V248H214ZM61 250H63V249H61ZM104 250V249H103ZM41 251H42V249H41ZM59 251V250H58ZM68 251H69V249H68ZM85 251L86 252H88V250L87 249H85ZM56 252V251H55ZM100 252H102V251H100ZM42 252H40V254H41ZM46 253V252H45ZM147 253V252H146ZM170 253V252H169ZM24 254V253H23ZM37 254V253H36ZM36 254H33L32 253V251H29V253H28V256H29V261L30 262H34L35 261V259L37 258V255ZM39 254V255H40ZM168 254V253H167ZM175 254H177L176 252H175ZM175 254H173V255H175ZM49 255V254H48ZM56 255V254H55ZM79 255V254H78ZM151 255V254H150ZM52 256V255H51ZM96 256V255H95ZM98 256V255H97ZM167 256V255H166ZM40 257V256H39ZM53 257V256H52ZM62 257H63V255H62ZM151 257V256H150ZM211 257V256H210ZM21 258V257H20ZM50 258V257H49ZM160 258V257H159ZM169 258V257H168ZM214 258V257H213ZM217 257L215 256V258L214 259H216ZM19 259V258H18ZM80 259V258H79ZM113 259V258H112ZM160 259H162V257L160 258ZM22 260H23V257H22ZM39 260V259H38ZM37 260V261H38ZM52 260V259H51ZM64 260V259H63ZM126 260V259H125ZM156 260V259H155ZM217 260V259H216ZM16 261V260H15ZM76 262H77V259L75 260ZM111 261H113V260H111ZM189 261V260H188ZM187 261V262H188ZM224 261V260H223ZM0 262H3L2 260H0ZM123 262V261H122ZM186 262V263H187ZM190 262V261H189ZM106 263V262H105ZM109 263V262H108ZM111 264H112V262H110ZM151 263V262H150ZM149 263V264H150ZM157 264L159 263V262H156ZM176 263V262H175ZM178 263V262H177ZM186 263H184V264H186ZM206 263V262H205ZM219 263V262H218ZM1 264V263H0ZM32 264H34V263H32ZM120 264V263H119ZM152 264V263H151ZM183 264V263H182ZM257 264V263H256Z\"/></svg>",
  "mask_w": 264,
  "mask_h": 264
}]
</instances>
